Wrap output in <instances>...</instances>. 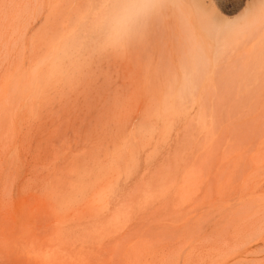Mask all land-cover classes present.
<instances>
[{
	"label": "rangeland",
	"instance_id": "obj_1",
	"mask_svg": "<svg viewBox=\"0 0 264 264\" xmlns=\"http://www.w3.org/2000/svg\"><path fill=\"white\" fill-rule=\"evenodd\" d=\"M101 1L0 0V264H264V20L202 21L255 0Z\"/></svg>",
	"mask_w": 264,
	"mask_h": 264
},
{
	"label": "bare ground",
	"instance_id": "obj_2",
	"mask_svg": "<svg viewBox=\"0 0 264 264\" xmlns=\"http://www.w3.org/2000/svg\"><path fill=\"white\" fill-rule=\"evenodd\" d=\"M101 2L105 3L103 0ZM112 2H110V4H112ZM185 2L186 0H118L114 2L115 3L114 7L112 8L109 15H106L105 9L103 8H101L99 10V13L96 14L94 11V8L90 6L92 8V10L90 11L91 16H92L90 19L91 29L93 32H98L99 34L106 35L107 33L111 31V29L112 30L116 28L118 29L120 25L125 24V21L126 20L128 21L129 18L130 20L131 18L133 20L134 18L133 15L135 13L145 14L144 24H143L144 26L147 25L148 19L150 20V16L153 15L157 19V21H159L165 27L170 23L167 20V17H173V20H175L176 23H178L181 28H182V25H181L180 20H182L185 23V25L189 27L188 16H187V11H186L187 8H185L186 7ZM254 3L257 4V9H256L257 11L255 9L253 10L256 12L255 14L253 13L245 17L243 16V18L239 20H233V21H230L228 19L217 20L215 16L212 17L210 15L208 17L204 16L205 19L202 21L205 27L203 26L202 27L204 29L210 28L209 30L213 29L216 31H221V34L224 33L227 36L235 35L236 37L239 34H243V32L244 31L246 32L248 28L250 27H258V25H260L263 22L262 19L264 20V15H261L262 13H264V11L262 10L264 7V0H255ZM260 9L263 12L259 11V13H257L258 10ZM260 20L262 21L261 23H260ZM142 22H143V19H142ZM126 23L128 24L129 22H126Z\"/></svg>",
	"mask_w": 264,
	"mask_h": 264
}]
</instances>
